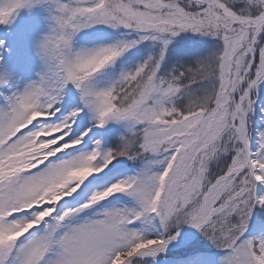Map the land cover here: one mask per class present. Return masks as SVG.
Wrapping results in <instances>:
<instances>
[{
	"label": "snow or ice",
	"instance_id": "1",
	"mask_svg": "<svg viewBox=\"0 0 264 264\" xmlns=\"http://www.w3.org/2000/svg\"><path fill=\"white\" fill-rule=\"evenodd\" d=\"M0 264H264V0H0Z\"/></svg>",
	"mask_w": 264,
	"mask_h": 264
}]
</instances>
